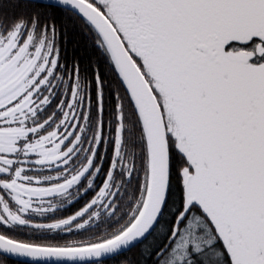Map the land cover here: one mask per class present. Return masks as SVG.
I'll return each instance as SVG.
<instances>
[{"label":"snow or ice","instance_id":"obj_1","mask_svg":"<svg viewBox=\"0 0 264 264\" xmlns=\"http://www.w3.org/2000/svg\"><path fill=\"white\" fill-rule=\"evenodd\" d=\"M0 264H264V0H0Z\"/></svg>","mask_w":264,"mask_h":264}]
</instances>
